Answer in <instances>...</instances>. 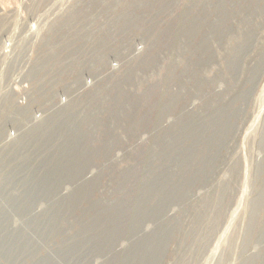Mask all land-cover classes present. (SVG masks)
Wrapping results in <instances>:
<instances>
[{
    "label": "rangeland",
    "instance_id": "obj_1",
    "mask_svg": "<svg viewBox=\"0 0 264 264\" xmlns=\"http://www.w3.org/2000/svg\"><path fill=\"white\" fill-rule=\"evenodd\" d=\"M75 1L73 19L92 40L99 31L120 71L99 97L0 165V264H118L111 242L119 253L142 256L141 244L176 219L181 232L165 264H264V71L211 179L202 165H187L202 180L187 203L170 204L171 218L145 220V232L131 238L135 213L119 223L104 212L119 198L139 199L130 185L147 188L149 167L157 174L172 164L182 175L178 156L192 139L181 133L200 132L202 146L223 133L221 120L264 60V0ZM93 196L101 205H91Z\"/></svg>",
    "mask_w": 264,
    "mask_h": 264
},
{
    "label": "built area",
    "instance_id": "obj_2",
    "mask_svg": "<svg viewBox=\"0 0 264 264\" xmlns=\"http://www.w3.org/2000/svg\"><path fill=\"white\" fill-rule=\"evenodd\" d=\"M80 7L75 0L0 1V165L99 97L120 71L103 53L99 31L92 40L73 19Z\"/></svg>",
    "mask_w": 264,
    "mask_h": 264
},
{
    "label": "water",
    "instance_id": "obj_3",
    "mask_svg": "<svg viewBox=\"0 0 264 264\" xmlns=\"http://www.w3.org/2000/svg\"><path fill=\"white\" fill-rule=\"evenodd\" d=\"M240 62H243V58H240ZM264 71V60H260L254 70L252 77L249 81V88L242 92V101L238 106H233L230 109L229 115L226 119L223 118L220 124L223 127V133L219 131L213 133L209 139L208 146L200 145V132L195 134L193 132H183L181 133L182 140L190 141L192 148L184 149L180 152L178 160L182 166V175H175L169 168L172 164L161 165L158 168L157 174H155L154 169L150 168L151 176L145 181V189H139L135 186V183H132L130 180H124L123 185H130V194L133 195L137 193L139 199L122 197L117 199L116 207L113 209L105 208L104 212L112 215L116 221L119 223H124L128 219H131L129 212H133L138 217V220L134 222V226L129 234V237L135 238L139 235H142L145 232V225L143 224L145 220H154L156 222H163L168 218V212L170 211L171 205L173 202L187 203L191 193L192 185L196 182L202 180V174L196 173L192 177L189 176L191 172L190 166L202 165L204 170V179L209 181L213 171L217 165L224 159V150L230 145L239 125L241 117L244 115L245 107L249 104L250 99L253 95V92L258 85V82L261 78V75ZM215 116L214 120L220 121L223 115V109L214 108ZM201 117L198 116V121ZM210 125H215L214 121H204ZM193 134V135H192ZM203 137V135H202ZM168 159L170 161L177 160L176 157L172 155V151L168 150ZM189 176V177H188ZM158 197L157 200L155 198ZM91 198V199H90ZM91 205L96 206L101 202L100 199L96 197H89ZM155 202V203H154ZM153 204V205H152ZM101 205V204H100ZM152 205V206H151ZM148 206L151 207V210H148ZM130 216V217H129ZM65 230V228L63 229ZM181 232V220H167V223L164 229L159 233L157 240L154 242H144L141 244V250L144 251L142 256H131L125 252L119 253V243L111 242L107 250L110 253L116 254L119 257L118 264H165L166 260L171 252L169 248L174 239ZM84 236L83 234H80ZM66 245L64 243L58 245L59 250L65 249ZM38 251H42L40 248ZM70 253L77 254V249H72ZM47 258V257H46ZM46 262H41L37 264H49L48 259Z\"/></svg>",
    "mask_w": 264,
    "mask_h": 264
},
{
    "label": "bare ground",
    "instance_id": "obj_4",
    "mask_svg": "<svg viewBox=\"0 0 264 264\" xmlns=\"http://www.w3.org/2000/svg\"><path fill=\"white\" fill-rule=\"evenodd\" d=\"M128 104V102H126V105ZM76 113V112H75ZM58 127V126H57ZM62 129V128H61ZM54 130V128L52 129V131ZM80 130V129H79ZM54 132V131H53ZM79 138V137H78ZM79 141H81V140H79ZM82 142V141H81ZM37 144H38V142H37ZM40 145V144H39ZM53 148V147H52ZM53 157V156H52ZM12 159V157L11 158H9V160H7V162L8 161H10ZM6 162V163H7ZM62 162V161H61ZM225 193V192H224ZM228 192L226 191V194H227ZM259 202H262V201H259ZM260 206H261V203L258 205V207L260 208ZM171 212H172V210H170L169 212H168V218H171L172 216H171ZM212 212V211H211ZM213 213V212H212ZM179 235V234H178ZM178 235H177V237H178ZM177 237L174 239V241H173V243H171V245H170V249L172 250V248H173V244H174V242H175V240L177 239ZM84 261H86V260H84ZM89 262L91 261V260H88Z\"/></svg>",
    "mask_w": 264,
    "mask_h": 264
}]
</instances>
